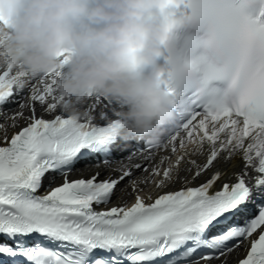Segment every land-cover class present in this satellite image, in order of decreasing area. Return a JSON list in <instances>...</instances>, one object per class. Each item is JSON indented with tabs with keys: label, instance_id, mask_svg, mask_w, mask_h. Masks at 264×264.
<instances>
[{
	"label": "snow or ice",
	"instance_id": "snow-or-ice-1",
	"mask_svg": "<svg viewBox=\"0 0 264 264\" xmlns=\"http://www.w3.org/2000/svg\"><path fill=\"white\" fill-rule=\"evenodd\" d=\"M57 80L0 67V106L27 90L0 123V264H229L241 249L233 264H264V109L206 107L133 149L140 139L118 135L123 124L100 96L89 95L79 117H38L37 102L48 114L61 109ZM98 107L105 126L93 122ZM19 118L27 126L9 135ZM160 150L170 155L137 177L134 157L151 161ZM87 159L96 170L70 180ZM149 180L160 191L141 196Z\"/></svg>",
	"mask_w": 264,
	"mask_h": 264
},
{
	"label": "clouds",
	"instance_id": "clouds-1",
	"mask_svg": "<svg viewBox=\"0 0 264 264\" xmlns=\"http://www.w3.org/2000/svg\"><path fill=\"white\" fill-rule=\"evenodd\" d=\"M188 37L194 52L181 51ZM8 64L58 76L67 116L100 96L118 135L157 144L179 123L180 78L215 82L224 102L210 107L264 109V0H0Z\"/></svg>",
	"mask_w": 264,
	"mask_h": 264
}]
</instances>
